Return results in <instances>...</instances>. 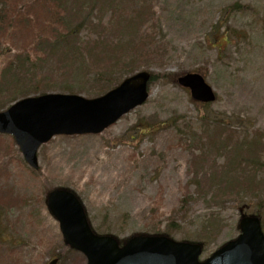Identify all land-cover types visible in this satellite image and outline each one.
<instances>
[{"label": "rangeland", "instance_id": "1", "mask_svg": "<svg viewBox=\"0 0 264 264\" xmlns=\"http://www.w3.org/2000/svg\"><path fill=\"white\" fill-rule=\"evenodd\" d=\"M119 1L127 3L124 6L128 12L141 6L139 0ZM35 2L26 0L25 4L32 6L33 18L45 12ZM147 3L154 12L142 30L154 27L158 37L152 46L138 53L137 64L148 66L137 71L171 73L175 75L173 81L155 80L144 105L100 134L60 135L43 144L38 151L40 169L56 188H69L80 197L95 232L115 235L121 243L131 236L154 234L157 228H166L168 218L181 204L183 191L188 192L190 209L170 237L203 241L201 258L205 259L240 233V209L233 202L216 203L230 199V191L216 202L204 200L218 194L210 177L221 178L230 158L231 147L225 149L218 141L225 138L229 144L242 143L260 134L264 144V0ZM235 4L254 10L237 8ZM96 15L104 23L109 21V12L97 10L91 15V25L99 20ZM40 31L35 25L30 36L17 35L10 45L12 51L9 48L2 62L23 51L27 39L37 40L35 33ZM47 36L52 34L46 32L43 37ZM48 45L43 43L37 52L51 55ZM52 57L47 63L52 72H45L56 77L55 67L62 56L56 51ZM187 72H202L217 92L218 100L209 107L196 103L189 90L174 81ZM59 91L57 87L49 93ZM81 94L96 96L89 91ZM207 113L210 117H223L235 132L219 131L208 122L207 126L203 120ZM205 129L212 133L207 134ZM184 134L188 139L181 141ZM3 136L0 264H47L54 257L60 258L59 264H87L81 252L66 245L59 221L47 207L42 175L25 162L16 144L11 146V136ZM198 138L199 153H194L198 145L193 140ZM249 158L247 153L241 155L243 165ZM258 158L256 168L263 179L262 192L255 194L262 184L256 179L255 190L241 191L248 196L242 212L251 215L260 210L264 230V206L260 205L264 198V150ZM254 167H249L250 174ZM196 174L201 178L197 185ZM230 181L240 190L252 189L243 174L231 176ZM7 190L20 197L22 204L8 206ZM212 210L218 212L221 221L204 230L203 224ZM207 232L209 241L197 238Z\"/></svg>", "mask_w": 264, "mask_h": 264}, {"label": "trees", "instance_id": "2", "mask_svg": "<svg viewBox=\"0 0 264 264\" xmlns=\"http://www.w3.org/2000/svg\"><path fill=\"white\" fill-rule=\"evenodd\" d=\"M123 2L119 0H36L35 3L45 12L44 14L37 13L33 18L31 15L32 6H26V0H0V110L22 97L46 93L57 87L59 92L81 94L89 91V94L93 92L97 96L116 86L123 78L137 69L147 67L148 65L137 64V61L140 50L152 46L153 41L158 37V32L154 27L142 30L143 26L153 17L154 11L147 0H139L138 5L141 4V6L130 12L124 6L127 3ZM235 7L239 6L236 4ZM35 8L37 11V7ZM97 10L102 13L109 12V21L104 23L101 16L96 15L99 20L96 25H91V15ZM35 25L41 29L40 32L35 33L38 35V39H27L24 42L23 51L3 63V55L9 48L12 51L11 42L16 39L17 35L30 36ZM46 32L51 33L52 36L43 37ZM43 43L49 44L47 47L51 55L37 52ZM158 47L161 46L156 48L158 49ZM56 51L60 52L62 57L58 59L55 67L56 77H51L45 71L49 70L47 63L53 58L52 55ZM150 71L152 84L158 80L173 81L175 77L171 73ZM174 81L176 82L175 79ZM203 120L206 125L207 122L208 124L212 123L219 131L235 132L221 116L210 117L207 113ZM205 131L207 134L212 133L208 129ZM0 137L3 138L2 135ZM187 139V134L180 137L181 141ZM193 141L198 145L193 152L199 153L201 139ZM245 141L233 144L226 142L225 138L218 141L225 149L231 147L229 149L230 158L225 170L222 171L221 178L210 177L218 194L204 199L205 201L216 202L223 199L230 191V199L216 203L224 204L225 201H229L238 208L244 209L248 196L243 195L244 192L241 193V191L255 190L254 180L256 179L258 184L261 182L262 184L258 189L260 192L255 194L259 195L262 192L263 179L258 174L256 164L260 162L258 154L264 150V144L261 142L260 134ZM9 143L11 146L15 145L11 137ZM245 153L250 158L243 165L241 155ZM253 165L255 166L254 171L250 174L249 167ZM239 168H241L240 172H238ZM38 172L43 177L46 193L50 192L54 185L41 170ZM240 174L248 178L252 189L240 190V187L236 188L235 183L230 181L231 176ZM226 175L229 176V179L225 177ZM194 176L197 185V181L201 178L197 174ZM7 194L8 206L22 204L20 201L22 199L14 196L11 190H7ZM187 195L188 192L183 191L181 204L175 209L174 215L168 218L165 224L166 228H157L155 233L160 234L161 232V234L170 235L176 231L175 228L181 226L179 221L186 217L191 204V198H188ZM260 205L264 206V198ZM217 221H221L220 216L218 212L212 210L202 229H207ZM208 236L207 232L197 238L209 241Z\"/></svg>", "mask_w": 264, "mask_h": 264}, {"label": "water", "instance_id": "3", "mask_svg": "<svg viewBox=\"0 0 264 264\" xmlns=\"http://www.w3.org/2000/svg\"><path fill=\"white\" fill-rule=\"evenodd\" d=\"M151 74L138 72L106 94L85 99L77 95L44 94L16 102L0 112V133L12 134L25 160L39 167V147L59 134L100 133L149 97ZM192 97L212 102L216 95L199 73L178 78ZM48 208L60 221L66 244L83 252L88 264H264V233L256 216H243L240 235L200 262L202 246L166 236H134L124 246L116 238L95 234L79 198L70 190L54 189ZM53 259L48 264H57Z\"/></svg>", "mask_w": 264, "mask_h": 264}, {"label": "bare ground", "instance_id": "4", "mask_svg": "<svg viewBox=\"0 0 264 264\" xmlns=\"http://www.w3.org/2000/svg\"><path fill=\"white\" fill-rule=\"evenodd\" d=\"M249 8L252 9L250 6H249ZM252 10H254V9H252Z\"/></svg>", "mask_w": 264, "mask_h": 264}]
</instances>
